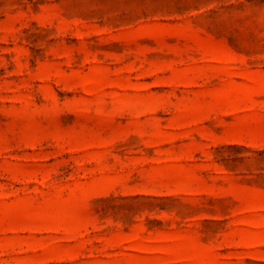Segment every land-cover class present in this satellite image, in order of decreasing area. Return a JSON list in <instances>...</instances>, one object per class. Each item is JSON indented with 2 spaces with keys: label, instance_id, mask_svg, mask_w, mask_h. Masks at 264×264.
Returning a JSON list of instances; mask_svg holds the SVG:
<instances>
[{
  "label": "rangeland",
  "instance_id": "1",
  "mask_svg": "<svg viewBox=\"0 0 264 264\" xmlns=\"http://www.w3.org/2000/svg\"><path fill=\"white\" fill-rule=\"evenodd\" d=\"M0 264H264V0H0Z\"/></svg>",
  "mask_w": 264,
  "mask_h": 264
}]
</instances>
